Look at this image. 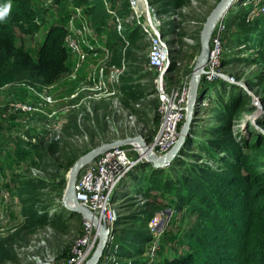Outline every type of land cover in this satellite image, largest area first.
<instances>
[{"label": "rangeland", "instance_id": "1", "mask_svg": "<svg viewBox=\"0 0 264 264\" xmlns=\"http://www.w3.org/2000/svg\"><path fill=\"white\" fill-rule=\"evenodd\" d=\"M218 1L221 0H145L148 10L140 13L135 0H88L87 5L79 7L70 0L61 6L53 0H35L36 7L45 10V24L51 26L60 17L69 34L82 33L81 44L87 54L69 51L70 71L52 86L34 81L0 88V247L8 257L4 264H65L83 231L82 217L66 209L64 194H60L65 171L58 174L53 169L35 167L20 152L34 158L33 145L46 149L56 145L52 158L66 169L68 160L75 164L102 144L140 136L155 153L152 145L161 128L160 100L149 65L151 39L145 31L153 26L168 42L172 66L167 79L175 90L187 85L189 94L190 79L201 53V32ZM247 4L248 1L240 0L225 16L229 20L236 13L241 15L227 24L222 43L220 73L235 81L228 83L217 77L208 94H204L201 104L207 106L196 110L190 131L196 137L190 155L200 158L188 159L191 165L219 168L198 147L205 144L206 136L207 141L214 138L215 128L225 124L226 119L220 117H227L224 110L229 106L235 110L231 124L237 142L256 136L264 138V25L253 21L262 17L264 22V0ZM59 8L66 10L58 11ZM47 26L36 35L17 39V44H24L35 60L47 39ZM128 26H132V32L127 33ZM116 34L122 38L118 40ZM133 34L142 38L137 37L132 46L123 45ZM218 90H222L220 94ZM129 91L136 93V101L128 99ZM15 101L29 102L36 110L16 111ZM186 117L187 110L177 141ZM45 148H41V156L45 155ZM71 168L64 174L66 181ZM152 168H132L117 189V197L115 193L117 241L108 255H113L115 264H161L166 259L173 260L176 252L189 251L186 234L196 224L197 216L188 209H178L173 196L176 192L171 188L156 190L146 176L151 174L160 181L161 174H155ZM168 171L163 173L164 184L168 177L179 180L187 176L182 167L172 175ZM49 173L56 177L52 179ZM27 178L39 182L37 194L46 200L45 207H39L34 215L47 216L44 223L33 225L31 215L23 213L33 207L27 193H21ZM66 186L67 182L64 190ZM51 188L56 191L47 199ZM53 218L56 220L49 222ZM153 220L157 222L151 226ZM106 261L102 264L113 262Z\"/></svg>", "mask_w": 264, "mask_h": 264}, {"label": "trees", "instance_id": "2", "mask_svg": "<svg viewBox=\"0 0 264 264\" xmlns=\"http://www.w3.org/2000/svg\"><path fill=\"white\" fill-rule=\"evenodd\" d=\"M53 1L55 5L61 6L67 0ZM70 1L74 7L87 5L88 2V0ZM243 1H248L247 5H255L254 0ZM7 4H11L10 13L3 21H0V88L34 81H38L43 86L56 84L70 71L68 64L70 52L65 44L69 30L65 28V24L62 25L64 18L59 17L58 22L49 26L45 24L43 17L45 10L37 8L35 0H0V7ZM61 10L65 11L66 9H58V11ZM239 17L241 15L234 14L227 24ZM261 18L256 17L253 21H256V24L264 25ZM46 26L49 30L47 39L35 60L24 44L20 46L17 44V39L21 36L36 35L41 28ZM132 30V26L127 27V33ZM116 35L118 40L122 38L121 35ZM137 37L142 38L137 34L128 36L123 45H134ZM126 55L129 53L126 52ZM210 89L211 85L205 86L202 94H208ZM221 91L218 90L217 93L220 94ZM126 96L130 101H136V93L129 91ZM236 99H234L235 102ZM240 104H242L241 100ZM234 105L235 103L233 107ZM230 108L229 106L224 110L226 118L220 117V119H226L223 121L225 124L220 128H215L214 138L207 141L206 136L205 144L198 147L201 151L209 154L217 162L219 168L214 169L207 164L195 166L187 162L188 159L200 158L198 155H190L192 146L194 147L196 144V137L192 131L180 156L172 164L164 169L152 168L155 174L157 171L161 174L160 181L151 174L146 176L147 179L152 180L157 191L166 190L169 187L172 192H176L173 196L179 203L177 205L179 210L185 208L197 216L196 224L186 234L189 251L179 254L176 252V257L173 260L166 259L161 264H264V138L256 136L254 139H244L243 143L237 142L231 124L235 110H230ZM57 147L52 145L46 149L44 146L33 145L34 158L25 151H21L20 156L31 159V163L35 167L44 170L53 169L58 174L61 173V170L66 173L73 166L74 161L68 160L66 169L62 168L56 158H52ZM41 148H45L44 156L40 155ZM140 165L152 167L146 161L141 162L138 166ZM181 167L187 176L179 180H172L171 177H168L164 184L163 173L166 172V169L172 175ZM55 173L53 175L49 173L52 179L56 177ZM64 174L60 181L62 197L67 182ZM36 184H39L37 180L27 178L21 187V193L25 191L29 197L28 200L32 202V210L30 212L24 210L23 213L31 215L29 216L31 217L30 223L33 225L44 223L48 219L47 216H34L40 209L39 207H45L44 202L46 201L41 194H37L38 185ZM162 184L163 186H161ZM49 191L47 199L56 190L51 188ZM49 209L45 208L44 210L49 211ZM54 220L56 219L53 218L49 222ZM111 251L108 249L105 252L101 264L105 260L113 261L112 264H115V259L108 256ZM120 251L122 253L123 247L118 252L121 257ZM111 256L113 255L111 254ZM7 259L6 250L0 247V264H4Z\"/></svg>", "mask_w": 264, "mask_h": 264}, {"label": "built area", "instance_id": "3", "mask_svg": "<svg viewBox=\"0 0 264 264\" xmlns=\"http://www.w3.org/2000/svg\"><path fill=\"white\" fill-rule=\"evenodd\" d=\"M225 16L219 20L212 34L209 59L202 74V78L206 77L210 83L217 77H225L220 73L222 43L228 21ZM148 31L145 32L151 39L149 65L154 74L153 86L160 100L161 114V128L152 146L155 153L164 154L171 150L177 142L179 127L187 110L188 88L187 85L183 90L171 88L167 79V72L171 65L170 46L161 38L160 33ZM82 39L81 32L74 35L69 34L65 39L68 50L71 53L87 54V50L81 44ZM13 104H15V110L19 112L36 110L29 102L15 101ZM141 155L142 148L138 144L113 148L86 165L77 179L75 189L77 201L83 208L98 216L101 221L105 218L110 230L108 244L111 245V250L117 237L115 230L118 213L113 210L115 193L128 172L143 162ZM156 222L157 220H153L149 224L152 226ZM98 239L94 223L83 219L82 235L75 242L72 253L65 264H82L92 254Z\"/></svg>", "mask_w": 264, "mask_h": 264}, {"label": "water", "instance_id": "4", "mask_svg": "<svg viewBox=\"0 0 264 264\" xmlns=\"http://www.w3.org/2000/svg\"><path fill=\"white\" fill-rule=\"evenodd\" d=\"M240 0H221L218 5L213 9L209 15L207 21L204 24V27L201 32V53L199 60L195 66L192 77L190 79V89L187 100V117L185 125L179 135L176 145L163 156H158L153 153L146 142L142 137H130L124 140H117L114 142L102 144L92 151L88 152L80 159H78L75 164L72 166L68 174V181L66 190L64 193V205L66 209L73 213L80 215L83 219L91 220L96 226L98 233V243L95 251L92 253L90 259L85 264H101V260L104 257L105 252L109 248V235L110 230L107 226L105 218L103 221L100 220L98 216L89 210L83 208L81 204L77 201L76 198V183L82 169L93 162L96 158L103 155L104 153L110 151L116 147H124L130 144H138L142 148V161H146L148 164H151L154 169H164L167 168L173 161L180 156L181 151L183 150L187 139L191 137V126L194 121L195 111L198 107V104L203 99L205 86H208L212 83L206 77L202 78L204 67L206 66L209 53H210V40L212 34L219 22V20L229 12V9L232 5L239 2ZM170 69V68H169ZM168 69V70H169ZM223 80L226 82H234V78L223 77ZM37 264H52L50 262H39Z\"/></svg>", "mask_w": 264, "mask_h": 264}, {"label": "bare ground", "instance_id": "5", "mask_svg": "<svg viewBox=\"0 0 264 264\" xmlns=\"http://www.w3.org/2000/svg\"><path fill=\"white\" fill-rule=\"evenodd\" d=\"M136 1V4L139 6L138 8H139V11H140V13H142L143 12V10L144 9H146V10H148V8H147V4H146V2H145V0H135ZM143 9V10H142ZM148 32H152V33H156L157 31L153 28V26H151V27H148ZM202 103V101L198 104V107H197V109L196 110H198L201 106H207L206 104H201ZM205 103V102H204ZM196 112V111H195Z\"/></svg>", "mask_w": 264, "mask_h": 264}, {"label": "clouds", "instance_id": "6", "mask_svg": "<svg viewBox=\"0 0 264 264\" xmlns=\"http://www.w3.org/2000/svg\"><path fill=\"white\" fill-rule=\"evenodd\" d=\"M11 10V4L4 5L3 7H0V21H3Z\"/></svg>", "mask_w": 264, "mask_h": 264}, {"label": "crops", "instance_id": "7", "mask_svg": "<svg viewBox=\"0 0 264 264\" xmlns=\"http://www.w3.org/2000/svg\"><path fill=\"white\" fill-rule=\"evenodd\" d=\"M120 187H121V185L119 186L118 190L120 189ZM118 190H117V191H118ZM117 196H118V193L116 192V197H117Z\"/></svg>", "mask_w": 264, "mask_h": 264}]
</instances>
